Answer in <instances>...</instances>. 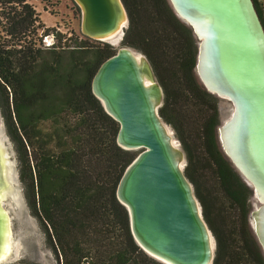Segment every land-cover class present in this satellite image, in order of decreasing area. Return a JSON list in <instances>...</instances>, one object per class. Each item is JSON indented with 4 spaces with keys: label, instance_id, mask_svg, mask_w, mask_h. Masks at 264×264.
<instances>
[{
    "label": "trees",
    "instance_id": "1",
    "mask_svg": "<svg viewBox=\"0 0 264 264\" xmlns=\"http://www.w3.org/2000/svg\"><path fill=\"white\" fill-rule=\"evenodd\" d=\"M122 2L129 18L122 42L150 63L164 92L160 117L180 134L191 115L200 114L203 149L238 213L233 226L199 188L189 160L184 172L217 244L213 264H264L249 223L251 191L219 144L218 98L197 77L198 45L191 28L169 0ZM253 2L264 26V14L257 0ZM0 26L3 115L17 145L28 205L59 262L164 264L133 238L129 213L116 193L137 155L118 146L120 125L92 92L96 73L117 50L58 30L55 44L45 46L44 37L54 30L40 32L44 26L29 0H0ZM66 113L77 122L60 134L66 141L53 151L52 138L39 131L38 124Z\"/></svg>",
    "mask_w": 264,
    "mask_h": 264
},
{
    "label": "water",
    "instance_id": "2",
    "mask_svg": "<svg viewBox=\"0 0 264 264\" xmlns=\"http://www.w3.org/2000/svg\"><path fill=\"white\" fill-rule=\"evenodd\" d=\"M74 1L82 12L83 36L97 40L117 33L112 44L106 42L111 46L122 39L129 25L122 0ZM169 2L197 40L196 74L202 86L231 105L218 128V140L260 204L251 211L249 223L264 253V26L253 0ZM135 54L144 57L142 67ZM206 59L216 63L218 82L204 73ZM144 75L155 83L151 89ZM155 80L147 58L129 47L106 60L93 79L94 96L120 125L118 146L143 149L121 178L117 199L126 207L133 238L145 253L164 264H213L217 244L168 139L167 132L174 135L159 115L164 92ZM239 117L246 137L255 143L258 177L238 163L230 144V125Z\"/></svg>",
    "mask_w": 264,
    "mask_h": 264
},
{
    "label": "rangeland",
    "instance_id": "3",
    "mask_svg": "<svg viewBox=\"0 0 264 264\" xmlns=\"http://www.w3.org/2000/svg\"><path fill=\"white\" fill-rule=\"evenodd\" d=\"M29 3L34 7L37 14H39L40 22L44 26L40 32H44L45 28L54 30L51 31L49 36L44 37L43 42L46 40L47 43H51V36L56 34L57 28L60 29L59 32H62L68 37L72 36V33L80 37L83 36L81 32L82 12L74 0H29ZM1 28L0 26V30ZM123 37L124 34L122 39ZM122 39L120 38L118 43H114L113 48L117 52L120 48L127 47L123 44ZM90 40V43L94 45L106 43L104 41ZM109 43L112 44V42ZM134 50L142 54L139 50ZM155 82L159 84L157 80ZM217 106L221 125L228 118L231 105L218 98ZM200 118V114L196 115L193 113L180 134L170 125L169 127L173 132L174 138L179 146L178 148L183 152L185 158L184 170L190 160L191 172L194 174L199 188L207 192L215 200L220 210L228 217L231 225L235 226L238 224V213L223 191L217 170L212 166L203 149ZM76 122V117L66 113L54 119L39 123L38 130L52 138L49 146L53 151H57L63 146V142L66 141V139L62 141L59 138L60 134L64 130L66 131L68 125L73 127ZM181 140L185 143L183 144ZM0 146L4 153L5 164L9 168L10 179L15 187V193L10 194L4 201V206L11 219L13 232L12 252L7 259L8 261L0 264H61L53 250L48 246L47 237L43 228L39 220L32 214L28 205L26 188L20 178L21 162L17 145L7 129L1 102ZM142 151L143 149H137L131 152L138 156ZM248 187L251 191V196L248 200L251 213L260 204L253 196L252 188L250 186ZM17 244L20 245L18 253Z\"/></svg>",
    "mask_w": 264,
    "mask_h": 264
},
{
    "label": "bare ground",
    "instance_id": "4",
    "mask_svg": "<svg viewBox=\"0 0 264 264\" xmlns=\"http://www.w3.org/2000/svg\"><path fill=\"white\" fill-rule=\"evenodd\" d=\"M117 34V33H116ZM115 33L110 35H104L96 37L97 40L104 42H112V38L116 36ZM136 60L140 67L145 64V60L143 56L135 54ZM204 73H207L213 80L219 81L220 74L216 63L212 60L206 59L203 63ZM144 83L148 89H151L154 86L153 80L148 78L147 76H143ZM154 103L157 102L155 98H153ZM230 144L234 152L236 153V157L238 159V163L244 167V169L250 171L255 177H258L257 173H255L254 167L258 163L257 150L255 147V143L251 138L246 137V133L242 128V121L239 119H234L233 123L230 125ZM229 133V132H228ZM168 139L172 144L173 152L175 154L176 160L179 166H184L185 160L183 159V155L181 150L178 148V144L174 141L172 137V133H168ZM260 166V165H259ZM15 193V187L10 179L9 168L5 164V157L3 150L0 146V263L7 262L9 255L12 252L13 245V232L11 228V219L9 217V213L7 212L4 201L10 195ZM264 210V209H263ZM260 214V212H259ZM262 224H264V211ZM261 222V220H260ZM19 246L17 244V253L19 252Z\"/></svg>",
    "mask_w": 264,
    "mask_h": 264
},
{
    "label": "built area",
    "instance_id": "5",
    "mask_svg": "<svg viewBox=\"0 0 264 264\" xmlns=\"http://www.w3.org/2000/svg\"><path fill=\"white\" fill-rule=\"evenodd\" d=\"M261 10H262V13L264 14V0H257ZM58 31H60L59 28H57ZM51 40L52 42L51 43H47V41L45 40L44 41V45L47 46V47H52L54 44H55V39H54V35L51 36Z\"/></svg>",
    "mask_w": 264,
    "mask_h": 264
}]
</instances>
